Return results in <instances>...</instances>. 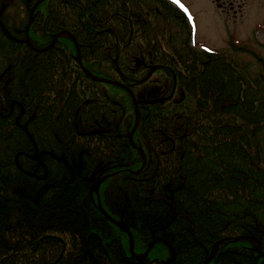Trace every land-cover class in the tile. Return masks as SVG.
<instances>
[{
	"label": "trees",
	"instance_id": "trees-1",
	"mask_svg": "<svg viewBox=\"0 0 264 264\" xmlns=\"http://www.w3.org/2000/svg\"><path fill=\"white\" fill-rule=\"evenodd\" d=\"M35 1L0 0V108L15 101L0 120V194L21 185L38 197L39 210L54 212L42 217L47 227L31 229L29 219L8 212L0 222L11 229L20 222L23 232L0 234V264H161L167 245L132 258L128 233L107 221L90 194L101 175L118 170L99 196L129 225L137 253L163 237L176 251L171 264H201L216 241L237 235L256 237L264 250V62L257 71L238 59L248 52L239 41L199 48L173 0H43L28 31L32 43L44 47L67 31L92 76L136 94L132 140L148 162L131 172L143 158L129 144L130 93L86 75L69 36L44 52L30 48L25 28ZM146 83L161 84L164 100L141 99L136 89ZM74 211L84 213L83 224L72 222ZM255 247L222 245L209 264H254Z\"/></svg>",
	"mask_w": 264,
	"mask_h": 264
},
{
	"label": "rangeland",
	"instance_id": "rangeland-1",
	"mask_svg": "<svg viewBox=\"0 0 264 264\" xmlns=\"http://www.w3.org/2000/svg\"><path fill=\"white\" fill-rule=\"evenodd\" d=\"M173 1L179 4L181 10L184 12L185 16L187 17V20H189V25L193 27L194 38H192V42L196 41V44L199 48L207 49V50L228 49L231 41H235V42L239 41L240 43L244 44L245 47H247L248 52H243L240 53L239 55L237 54L238 59H240L242 62H246L249 68L257 71L260 70L261 63L264 62L263 61L264 60V0H235L236 4H234V9L237 10L236 15H233L231 11L229 13L226 12L225 8L222 7V3H220L219 0H173ZM253 53L255 54L253 55ZM77 57L78 59L80 58L79 55ZM139 62L140 60L138 61V63ZM81 65L84 66L83 63H81ZM85 70L88 71L86 68ZM155 76L157 78V75ZM95 78L97 77L95 76ZM114 81L117 80L115 79ZM159 86L161 87V84L156 85L154 83H146L139 88L137 87L136 91L137 92L139 91L140 98L147 102L155 100L156 96L157 97L159 96L158 98L160 99V101H163L165 98L163 96L165 95L163 94V92H161ZM131 91L133 92V90ZM14 102L15 101H13L9 105V107H7V109L4 108L2 104L0 108L1 109L0 120L6 119L8 117L7 115L12 113L11 107L14 104ZM125 118H126V122L124 128H127L128 115ZM119 121L120 119L117 120V122ZM129 135H131V132H129ZM139 148H140L139 150L142 152L141 146ZM63 160L67 163V165L71 166L64 158ZM88 179L89 178L85 179L86 182H88ZM12 187L13 189H18L20 193H24L25 196L26 195L28 196V193L24 191L23 186L13 185ZM37 199L38 197L35 198V200H32V204L36 203ZM71 204L75 206L73 202H71ZM48 207L50 208V203ZM8 212L10 211L9 209L6 208L5 216L3 218L6 217ZM50 212L53 213L54 211H50ZM107 215L112 220L118 219V217L115 218L109 214ZM1 216L2 215H0V217ZM111 219L107 221H109L112 225L117 227ZM23 221L25 222V220ZM42 222L43 219L40 218H38V220L29 219L26 223L27 229H31L32 226H34L35 228L36 225L42 227L48 226L45 225L46 223L43 224ZM118 229L121 230L122 232H125L120 228ZM22 230L23 228L22 225H20V222L15 223L12 229L10 228V226L4 227L3 221L0 222L1 235L4 234L11 235L12 232L19 234L23 232ZM128 241H129L128 247L132 246L130 244V238H128ZM129 257L131 256L129 255ZM170 259L171 258H168L167 260ZM123 260H125V256H123ZM162 260L163 259H160L159 262H161Z\"/></svg>",
	"mask_w": 264,
	"mask_h": 264
},
{
	"label": "bare ground",
	"instance_id": "bare-ground-1",
	"mask_svg": "<svg viewBox=\"0 0 264 264\" xmlns=\"http://www.w3.org/2000/svg\"><path fill=\"white\" fill-rule=\"evenodd\" d=\"M37 1V0H36ZM35 1V2H36ZM43 1V0H42ZM41 1V2H42ZM34 2V3H35ZM40 2V3H41ZM33 3V4H34ZM39 3V4H40ZM33 4L31 5V8H32V6H33ZM38 4V5H39ZM37 5V6H38ZM37 6L35 7V9L37 8ZM31 8H30V10H31ZM35 9H34V11H33V14H32V17H31V14L29 13V24L31 25V23H32V21H33V19H34V17H35ZM30 25H29V28H30ZM29 28H28V31H29ZM58 33H60V34H58ZM57 34H58V37L59 36H63V35H65V36H69V37H71L72 39H74V41H75V45H76V51H77V55H76V60H77V56L79 55L80 56V53H79V46H78V43H77V41H76V39H75V37H74V35L73 34H71V33H69V32H67V31H61V32H58ZM25 35H26V31H25ZM56 35V34H55ZM27 37H28V40H29V43L27 42V44L29 45V47L30 48H32L33 50H35V51H38V52H44V51H46V50H48L49 48H51V47H53V45L55 44V42H56V40L58 39V37L56 38V40L54 41V43H53V45L52 46H50V47H48L51 43H52V41L54 40V38H55V36H54V38L51 40V42L48 44V45H46V46H44V47H37L35 44H33L32 43V41L30 40V38H29V34H28V32H27V35H26V40H27ZM44 49V50H43ZM81 59V58H80ZM78 62V61H77ZM79 63V62H78ZM80 65V64H79ZM81 66V65H80ZM82 70H83V68H82ZM84 71V70H83ZM97 78H102V79H109V78H106V77H97ZM93 79V78H92ZM94 80H96V79H94ZM112 80V79H111ZM98 81V80H97ZM100 82H104V81H100ZM104 83H110V84H114V83H111V82H104ZM121 84V83H120ZM114 85H118V84H114ZM122 85H124V86H126L127 88H129L130 89V87L129 86H127V85H125V84H122ZM118 86H120V87H122V88H124L123 86H121V85H118ZM125 89V88H124ZM127 90V89H126ZM128 91V90H127ZM129 92V91H128ZM133 94H134V96H131L132 97V99H133V103H134V107H135V121L137 120V118H138V121H137V126H136V128H135V130L137 129V127H138V125H139V120H140V105H139V102H138V99H137V97H136V94L134 93V91H133ZM131 95V94H130ZM135 124V123H134ZM134 127V126H133ZM133 129V128H132ZM135 130H131L132 131V133H131V140H130V135H129V133H128V138H129V141H130V143H131V145L133 146V147H135V148H138V150H139V146H137L135 143H133V140H132V138H133V134H134V132H135ZM130 131V132H131ZM141 150H142V152L139 150V153H141V155H142V158H143V165H142V167H141V169H138L137 171H133V170H131V169H128L129 171H131V172H140L144 167H145V165L147 164V157H146V154H145V152L143 151V149H142V147H141ZM119 172V170L118 171H114V172H112V173H106V174H103V175H101L97 180H96V182L94 183V185L92 186V188H91V190H90V194L91 195H93L94 193H96L98 196V202H97V207H98V209L102 212V214L106 217V219L107 220H109L110 219V217L107 215V214H109V215H111L104 207H103V205H102V203H101V200H100V196H99V187H100V185L104 182V181H106L108 178H110V177H112V176H114V175H116L117 173ZM107 213V214H106ZM112 216V215H111ZM116 222H115V225L118 227V228H120V229H122V230H124V231H126L128 234H129V236H131L130 237V239L132 238V246L134 245V238H133V234L131 233V230H130V227H129V225L125 222V221H123V219L122 218H120V220H118V219H116L115 220ZM127 230H129L130 231V233L127 231ZM131 234V235H130ZM89 237H90V233H88V235H87V237H86V248L89 250ZM156 238H162L168 245V247H169V249H170V255L167 257V258H164L163 260H167L168 258H170L171 256H172V258H171V260L169 261V263L168 264H171L172 262H173V260L175 259V256H176V251H175V249L173 248V246L172 245H170L171 243L167 240V239H165V238H163V237H155L154 239H156ZM226 238H229V237H226ZM154 239H152L151 241H153ZM222 240H224L223 242H221V240H218V241H216L215 242V244L213 245V247H212V250H211V252H210V254H209V256L204 260V261H206L207 259H208V263H210L211 261H212V259H214V257H215V255H216V253H217V251L219 250V248L222 246V245H225V244H228V243H234V241L233 240H231V239H222ZM257 240V241H256ZM150 241V242H151ZM238 242L239 241H250V242H252V243H254V245L256 246L255 247V251L257 252V256H256V258H255V261H254V264H258V261H259V259H261V258H264V256H260V251L258 250V248H257V245L259 244V247H260V250L264 253V251L262 250V248H261V244H260V242H259V240L257 239V238H255V237H253V236H250V235H242V238L241 239H238L237 240ZM237 241H235V242H237ZM149 242V243H150ZM158 242H162V243H164L163 241H158ZM158 242H155V244H157ZM220 242V243H219ZM149 243H148V246H149ZM218 243V244H217ZM154 244V245H155ZM165 244V243H164ZM153 245V246H154ZM166 245V244H165ZM153 246L151 247V249L153 248ZM148 248V247H147ZM150 249V250H151ZM150 250H149V252H150ZM133 254L136 256V257H134V256H132V257H134V258H136V259H144L145 258V256L144 257H141L142 255H141V253H137L136 251H135V249H134V247H133ZM149 252H148V254H149ZM143 254V253H142ZM147 257V256H146ZM210 260V261H209ZM204 261L202 262V264L204 263ZM207 263V264H208ZM161 264H165V263H162L161 262Z\"/></svg>",
	"mask_w": 264,
	"mask_h": 264
},
{
	"label": "flooded vegetation",
	"instance_id": "flooded-vegetation-1",
	"mask_svg": "<svg viewBox=\"0 0 264 264\" xmlns=\"http://www.w3.org/2000/svg\"><path fill=\"white\" fill-rule=\"evenodd\" d=\"M219 1H220V3H222V7L225 8V11L226 12L229 13L231 11L233 13V15H236L237 10L234 9V4H236V1L235 0H219ZM35 152L38 153L37 150H35ZM35 152H34L35 155L33 154L34 156L32 155L30 157L32 160H34L33 158H36L37 157V153H35ZM38 160L40 161L41 159L38 157ZM22 171L27 176H31L35 172V171L34 172L26 171V170H23V169H22ZM45 173H46V171H45ZM10 192L11 193L8 194V195H3V193L0 194V205L6 207L7 209H9V211H10L9 214H11L10 216H13V217H11V219L18 220V221H22V220H25V219H30V220L33 219L34 220L35 217L33 215L36 214L39 217H37L35 219L38 220V218L43 219L42 217L46 213L51 214L50 213V209H47V211L39 210V208L37 206V202H36V205H35V203L32 204V200H35V197L34 198L33 197L32 198L31 197L29 198L27 195L25 196L24 193H20L18 191V189H13V187L11 188ZM93 195H91V196L93 197ZM30 205L32 206L31 209H33V211H31V212H29L27 214L26 209ZM10 208H11V210H10ZM72 213L79 215L78 218L72 217V222L73 223L74 222H79V223L83 224V221H84V213L82 211H74ZM0 215H2L1 216L2 218L5 216V209L4 210H0ZM1 217H0V220L2 219ZM49 220H50L49 217H47L45 221L43 220V223H46V225H47L50 222ZM90 236H91V234H90ZM89 239H90V237H89ZM75 260H77V259H75ZM96 261H97V259H96ZM98 264H99V262H98Z\"/></svg>",
	"mask_w": 264,
	"mask_h": 264
},
{
	"label": "water",
	"instance_id": "water-1",
	"mask_svg": "<svg viewBox=\"0 0 264 264\" xmlns=\"http://www.w3.org/2000/svg\"><path fill=\"white\" fill-rule=\"evenodd\" d=\"M42 0H37L34 4H33V6H32V8H31V10H30V14H31V17H32V14H33V11H34V9H35V7L41 2ZM29 22L27 23V25H26V28H25V31H26V35H27V32H28V28H29ZM58 34H60V33H58ZM58 34H56L55 35V38H54V40L52 41V43L48 46V47H50V46H52L53 45V43H54V41L56 40V38L58 37ZM27 42L29 43V40H28V37H27ZM44 50V49H43ZM77 61L79 62V64L81 65V59L79 58L78 59V57H77ZM81 68H83V70H84V72L86 73V75H88L89 77H91V78H93V79H96V80H100V81H104V82H111V83H114V84H118V85H121V86H123L125 89H127L128 91H129V93L131 94V96H134V94H133V92L129 89V88H127L126 86H124V85H122V84H120V83H118L117 81H114V80H111V79H102V78H95L94 76H92L88 71H86L85 70V68H84V66H82L81 65ZM137 121H138V118H137V120L135 121V124H134V127H133V129L132 130H135V128H136V126H137ZM131 133H132V131H131ZM130 136H132V135H130ZM130 140H131V138H130ZM140 149V148H139ZM111 219V218H110ZM112 220V219H111ZM113 221V223L115 224V220H112ZM129 233H130V231L129 230H127ZM129 235V234H128ZM131 235V234H130ZM131 236H129V238H130ZM242 238V235H237V236H231V237H229V238H221L220 240H221V242H223L224 240H222V239H231V240H233L234 242L235 241H237L238 239H241ZM158 241H163L166 245H168L162 238H156V239H154L153 241H151L150 243H149V246H148V248L144 251V253L142 254L143 256L142 257H146L147 255H148V252H149V250L151 249V247L155 244V242H158ZM257 241V240H256ZM220 243V242H219ZM130 244L132 245V238L130 239ZM218 244V243H217ZM133 247H134V245L133 246H129V252H130V255H132V256H134V257H136L133 253ZM257 248H258V250L261 252L260 253V256H264V253L260 250V247H259V244L257 245ZM170 258H172V256L170 257ZM171 260V259H170ZM170 260H162L161 262L162 263H165V264H168L169 263V261ZM210 261V260H209ZM208 263V259L206 260V261H204V263L203 264H207Z\"/></svg>",
	"mask_w": 264,
	"mask_h": 264
}]
</instances>
